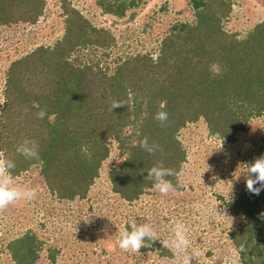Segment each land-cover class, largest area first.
I'll return each instance as SVG.
<instances>
[{
  "label": "trees",
  "instance_id": "trees-1",
  "mask_svg": "<svg viewBox=\"0 0 264 264\" xmlns=\"http://www.w3.org/2000/svg\"><path fill=\"white\" fill-rule=\"evenodd\" d=\"M138 1L96 4L103 14L122 19ZM189 5L193 19L173 23L156 56H128L109 73L99 61L82 63L73 56L86 48L110 49L116 46L115 36L62 0V36L34 47L3 70L0 151L15 163L13 175L18 178L36 166L53 198L82 200L100 178L115 142L120 160L109 169L108 182L118 199L132 203L153 193L157 181L147 177L157 161L176 173L163 179L176 190L183 188L178 175L186 153L178 134L186 125L203 120L211 135L234 143L250 120L264 117V21L239 38L223 27L232 11L230 0H189ZM45 8L46 0H0V28L34 25ZM114 101L124 106L112 110ZM161 101H166L163 109ZM42 109L47 115L37 119ZM158 111L168 114L163 126L154 119ZM144 137L163 151L146 152L140 145ZM24 139L39 145V159L17 152ZM226 206L238 220L228 236L239 263L264 264V190L254 195L245 184ZM124 229L132 231L131 225ZM144 244L142 253L172 255L159 237H145ZM43 245L27 229L7 242L6 251L13 264H37ZM48 251L54 261L56 252Z\"/></svg>",
  "mask_w": 264,
  "mask_h": 264
},
{
  "label": "rangeland",
  "instance_id": "rangeland-1",
  "mask_svg": "<svg viewBox=\"0 0 264 264\" xmlns=\"http://www.w3.org/2000/svg\"><path fill=\"white\" fill-rule=\"evenodd\" d=\"M61 1L46 0L45 12L34 25L0 28V103L7 65L34 47L51 45L62 36ZM68 1L94 26L109 29L115 36L116 46L110 49L86 48L73 56L82 63L99 61L109 73L128 56H156L159 42L171 25L193 19L189 0H139L122 19L103 14L96 0ZM230 1L232 11L223 22L226 31L242 38L264 21V0ZM131 13H135L132 20ZM178 139L186 153L178 175L183 188L167 195L153 190L132 203L118 199L108 182L109 169L120 160L115 142L111 143L100 178L82 200L53 198L38 175V167L32 166L16 178V183L37 188L36 198L11 204L0 212V264H13L6 244L27 229H33L44 244L37 264H180V257L194 254L197 249L203 254L193 255L190 264H227L236 254L228 235L238 220L229 215L226 203L245 187L244 165L264 157V117L250 120L234 143H224L211 135L203 120L186 125ZM132 222L150 224L162 244L168 243L172 255L121 250L119 234ZM178 222L189 229L186 253L171 247ZM49 248L56 252L54 261L50 260ZM235 259L240 264L238 256Z\"/></svg>",
  "mask_w": 264,
  "mask_h": 264
},
{
  "label": "clouds",
  "instance_id": "clouds-1",
  "mask_svg": "<svg viewBox=\"0 0 264 264\" xmlns=\"http://www.w3.org/2000/svg\"><path fill=\"white\" fill-rule=\"evenodd\" d=\"M165 104L166 101H161L162 109ZM122 106H124V104L118 101H114L111 105L112 110ZM34 107L39 108V105L34 104ZM35 115L37 119H44L47 112L42 109ZM49 119H52V117H49ZM154 119L159 121L161 126H163L168 120V114L165 111H158ZM140 145L149 154H154L156 151H163L158 144H150L148 137H144L140 142ZM16 150L27 159H39V145L34 140H22ZM244 167L247 168V176L245 177L247 190L254 195H259V193L264 190V157L256 160L250 165L245 164ZM14 168L15 163L6 157L5 152L0 151V212L7 209L11 204L20 201H32L37 196V188L16 183V177L13 175L12 171ZM175 174L176 173L173 169L164 168L162 161H157L148 170L147 178L149 180L155 178L157 182L153 184V189L162 195H167L169 192L176 191V188L170 180H164L163 177L166 175L174 176ZM257 184H259V187H256ZM261 216L264 217V213H262ZM131 228V232L124 229L119 234V248L123 251L138 253L141 247L145 246V237L152 240L158 238L157 232L150 224H144L138 227L135 222H132ZM188 232L189 229L184 223H176L174 229L175 235L171 240V247L175 249L176 252L186 253V250L189 247ZM165 246H169L167 242ZM243 250V248L240 249V251ZM202 254V251L197 249L194 251V254H184L179 258V262L180 264H190L193 255L198 257ZM235 256H238V253L234 254V257L230 258L227 264H237Z\"/></svg>",
  "mask_w": 264,
  "mask_h": 264
}]
</instances>
